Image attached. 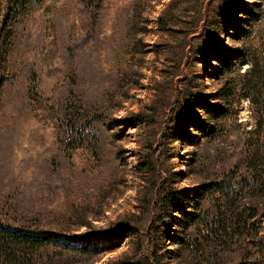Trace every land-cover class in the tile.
Wrapping results in <instances>:
<instances>
[{
	"label": "rangeland",
	"instance_id": "1",
	"mask_svg": "<svg viewBox=\"0 0 264 264\" xmlns=\"http://www.w3.org/2000/svg\"><path fill=\"white\" fill-rule=\"evenodd\" d=\"M16 2L0 0V221L73 241L36 264L262 256L264 215L246 216L264 212V0Z\"/></svg>",
	"mask_w": 264,
	"mask_h": 264
},
{
	"label": "trees",
	"instance_id": "2",
	"mask_svg": "<svg viewBox=\"0 0 264 264\" xmlns=\"http://www.w3.org/2000/svg\"><path fill=\"white\" fill-rule=\"evenodd\" d=\"M33 0H17L16 6L24 8L29 6ZM224 63V60H220ZM128 125H139L143 122L141 117H133L128 119ZM205 135H211V130L206 128L202 129ZM221 186V185H219ZM215 183H208L206 185V191H219L226 189L219 187ZM264 215L263 211H258L257 208L251 207V212L247 214L248 219H258ZM259 218L257 220V226L261 224ZM248 223V222H246ZM259 227L249 228L245 224V234L250 235L253 238H257L260 235ZM135 229L126 225L117 226L114 230H111L105 235L104 240H117L118 242L131 236L135 233ZM263 241V239H261ZM72 240L67 237H60L57 233L52 231H42L37 229H30L28 227H12L5 225L0 221V264H36L35 254L38 250L44 247L51 246H67L73 245ZM110 264H145L142 261H121L113 262ZM240 264H264V254L258 258L241 262Z\"/></svg>",
	"mask_w": 264,
	"mask_h": 264
}]
</instances>
